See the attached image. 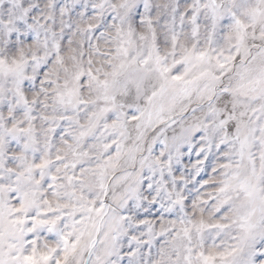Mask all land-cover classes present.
Segmentation results:
<instances>
[{
    "label": "clouds",
    "instance_id": "1",
    "mask_svg": "<svg viewBox=\"0 0 264 264\" xmlns=\"http://www.w3.org/2000/svg\"><path fill=\"white\" fill-rule=\"evenodd\" d=\"M0 264H264V0H0Z\"/></svg>",
    "mask_w": 264,
    "mask_h": 264
}]
</instances>
